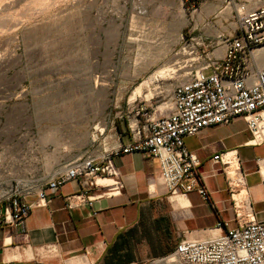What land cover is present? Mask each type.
I'll return each mask as SVG.
<instances>
[{
	"label": "rangeland",
	"instance_id": "374dc122",
	"mask_svg": "<svg viewBox=\"0 0 264 264\" xmlns=\"http://www.w3.org/2000/svg\"><path fill=\"white\" fill-rule=\"evenodd\" d=\"M220 1L0 0V165L26 173L8 152L28 122L60 123L65 159L129 142L132 123L164 113L174 86L187 80L189 70L175 64L186 59L185 43L202 37L193 20L202 3ZM217 20L201 32L212 33Z\"/></svg>",
	"mask_w": 264,
	"mask_h": 264
},
{
	"label": "crops",
	"instance_id": "0c3cea01",
	"mask_svg": "<svg viewBox=\"0 0 264 264\" xmlns=\"http://www.w3.org/2000/svg\"><path fill=\"white\" fill-rule=\"evenodd\" d=\"M219 3H202L200 19L191 24L193 32L206 39L229 33L232 17L226 19L223 12L230 5L227 0ZM211 16L218 19L215 30L201 32ZM36 123L26 124L24 141L16 137L14 151L8 154L16 165L23 154V170L43 178L72 159H65V150L60 149V123ZM251 140L243 118L185 139L201 163L200 185L206 187L209 202L197 191L169 194L155 159L140 153L117 157L114 163L123 184L120 194L69 209L66 198L79 193L82 186L79 181L66 184L46 206L33 209L23 226L0 227V264H144L171 254L184 240H209L238 229L225 167L212 161L218 154H228L232 164H238L252 213L257 221H264V145L253 146ZM120 143L128 141L120 139ZM16 171L21 173L22 168ZM28 201L35 203L36 198Z\"/></svg>",
	"mask_w": 264,
	"mask_h": 264
},
{
	"label": "built area",
	"instance_id": "2783aa9c",
	"mask_svg": "<svg viewBox=\"0 0 264 264\" xmlns=\"http://www.w3.org/2000/svg\"><path fill=\"white\" fill-rule=\"evenodd\" d=\"M228 2L234 5L232 33L214 39L194 37L185 43L181 54L186 59L175 65L178 70H189L187 80L174 86L164 113L132 123L127 144L107 148L99 156L67 161L43 178L27 171L19 175L15 167L0 165V227L23 226L33 209L46 206L70 182L79 181L82 188L66 198L69 209L120 194L123 184L114 160L134 153L158 162L169 194L197 191L209 202L206 187L200 185L201 163L188 150L185 139L243 118L252 135L249 144L264 145V66L260 63L264 0ZM212 161L225 167L239 228L209 240H184L172 254L150 264H264V221H257L252 213L245 196V175L228 154L215 155ZM19 164L25 165L23 157ZM99 180L110 183L100 186ZM102 187L108 190L94 192ZM31 198L36 202L30 203Z\"/></svg>",
	"mask_w": 264,
	"mask_h": 264
},
{
	"label": "bare ground",
	"instance_id": "6f19581e",
	"mask_svg": "<svg viewBox=\"0 0 264 264\" xmlns=\"http://www.w3.org/2000/svg\"><path fill=\"white\" fill-rule=\"evenodd\" d=\"M260 60H261L260 63L262 64V66H264V54L261 56ZM165 70H166V69H165ZM167 70H168V69H167ZM170 70H171V68H170ZM162 71H163V70H162ZM174 71H176V70H173V72H174ZM164 73H165V71L161 72L159 76H163ZM175 73H176V72H175ZM138 95H141V87H138V88L136 89V91H135V93H134L132 99H135L136 96H138ZM163 107H164V106H163ZM232 163H233V162H232ZM234 163H235V161H234ZM236 165H238V164H234L235 167H236ZM261 171H262V174L264 175V162L262 163V169H261ZM108 182H110V181H108ZM98 183H99L100 186H106V185H107V184H105V180H99ZM102 188H104V187H102Z\"/></svg>",
	"mask_w": 264,
	"mask_h": 264
}]
</instances>
